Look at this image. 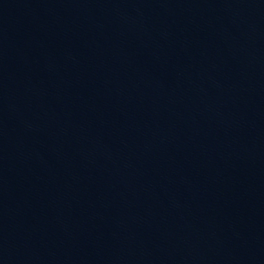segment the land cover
I'll return each instance as SVG.
<instances>
[{
    "label": "water",
    "instance_id": "1",
    "mask_svg": "<svg viewBox=\"0 0 264 264\" xmlns=\"http://www.w3.org/2000/svg\"><path fill=\"white\" fill-rule=\"evenodd\" d=\"M0 264H264V0H0Z\"/></svg>",
    "mask_w": 264,
    "mask_h": 264
}]
</instances>
